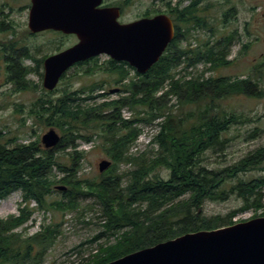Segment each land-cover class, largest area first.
I'll return each instance as SVG.
<instances>
[{"label": "trees", "instance_id": "16d2710c", "mask_svg": "<svg viewBox=\"0 0 264 264\" xmlns=\"http://www.w3.org/2000/svg\"><path fill=\"white\" fill-rule=\"evenodd\" d=\"M156 1L162 2L161 7L153 4L143 14L169 15L176 32L165 53L146 74H139L127 63L116 69L112 61L100 63L95 59L83 67L86 74L105 72L111 80L78 90L65 89L56 98L52 96L58 88L51 92L42 88L43 62L48 54L36 60L32 48L15 39L14 21L2 17L0 9V32L12 37L0 42V59L4 62L0 69H6V81L16 92L41 88L44 95L32 104L29 116L61 132L60 143L46 149L34 129L37 139L27 143L18 136L6 139L0 129V202L21 192L27 205L19 207L18 216L0 219V264H42L61 235V225H42L41 231L29 238L17 229L32 220L36 209L77 211L81 221L86 212L81 210L83 199L93 201L91 210L100 208L102 231L73 248L76 264H107L188 233L230 226L239 213L251 209L263 210L264 216V174L250 180L239 178L253 171L264 172V145L229 167L216 170L204 164L208 152L226 149L230 140L223 137L225 132L249 122L244 114L222 109L219 101L235 95L262 98L259 82L252 77L204 78L197 74L187 80V74L181 76L187 68L196 69L201 63H205L204 73L230 66L234 62L228 60L231 49L242 39L239 30L220 34L214 26L215 18L201 15V0ZM206 2L205 12L224 5L220 0ZM230 11L223 15L224 24L230 22ZM201 30L210 35L200 37ZM248 47L243 45L245 50ZM31 75H37L41 82L32 81ZM113 84H122V92L116 100H108L106 88ZM173 99L175 105H171ZM188 107L196 109L183 113ZM126 108L131 110L130 119L122 115ZM141 126L158 127L152 143L157 148L133 156L131 149L143 133ZM95 139L101 141L112 165L91 179L80 174L88 155L80 148L81 142L90 144ZM60 154L66 158L61 159ZM125 165L133 169L121 171ZM163 170L169 173L167 179L161 174ZM55 171L63 177L56 176ZM235 179L237 183L228 186ZM58 185L67 189L61 191V199L50 203ZM231 195L242 199L243 205L228 216L208 218L201 213L206 201H226ZM32 202H36V209L29 208ZM104 238L106 241L99 244ZM94 244L98 248L86 256V246Z\"/></svg>", "mask_w": 264, "mask_h": 264}, {"label": "rangeland", "instance_id": "374dc122", "mask_svg": "<svg viewBox=\"0 0 264 264\" xmlns=\"http://www.w3.org/2000/svg\"><path fill=\"white\" fill-rule=\"evenodd\" d=\"M176 2L177 0H173ZM224 3L222 6H217L206 12L207 18H215L214 26L218 28L220 34L229 33L236 28L241 34V41L236 42L232 49L231 55L228 60L234 62L227 67L220 68L218 70L209 71L205 77H232V78H248L252 77L258 81L260 87L264 92V0H220ZM136 8L130 11V16H134L138 12L137 8H140L141 14L153 4H156L157 8L162 5L161 1L156 0H135ZM208 2V1H207ZM206 2V3H207ZM30 3L29 0H0V9L5 10V14L11 16L10 20L14 21L16 29L17 40H23L25 46H29L33 50L40 46L41 56L45 54H52L59 49L71 47L76 42L73 37H59L53 34H41L38 36H30L26 31L28 30V13L24 11L26 6ZM8 4L11 8H8ZM234 7L232 15L229 17L230 21L225 26L223 21L224 12ZM246 29L250 34L246 33ZM200 37L207 38L209 33L205 30H201L198 33ZM8 35L0 32V42L11 39ZM248 45V49L245 50L243 45ZM0 67L4 65V62L0 59ZM106 58L103 57L101 62H105ZM30 64V63H28ZM86 68L72 70L68 75L60 82L58 86V92L52 96L56 98L61 95L65 89L78 90L84 85H91L95 82L102 83L106 80H111L109 75L105 72H96L93 75L86 74ZM6 69H0V129L4 131L6 139H12L16 136L20 137L22 143L34 141L37 139L36 135H33V129L37 131L41 137L50 130L49 127H44L35 118L29 116V110L32 104L40 97L44 95L40 89L36 91L16 92L13 85L7 83L5 76ZM30 79L35 83H40L41 80L37 75H31ZM43 84V80H42ZM116 87L115 84L106 88L107 93H111V89ZM43 88V87H42ZM119 95L106 96L108 100H116ZM102 98L100 99V101ZM91 103V102H89ZM176 104V99L172 100L171 105ZM219 105L222 109L228 112H236L244 114L249 122L238 126H232L229 131L224 133V138L229 139V143L223 152L210 151L205 156L204 164L211 169H222L232 166L238 163L242 158L247 156L250 152L256 150L260 146L264 145V94L262 98H254L246 95H235L219 101ZM178 109L177 107H175ZM175 109V111H176ZM196 109V107H188L182 110L183 113H187ZM123 116L125 119H130L132 113L130 109L123 110ZM143 129L142 135L139 137L136 144L131 149V154L137 156L140 153L150 151L152 148L157 147L152 143L157 133L158 127L155 126H141ZM57 130V129H56ZM255 131L257 135L252 138ZM61 135V132L57 130ZM81 150H85L88 155L83 161V169L81 171L82 177L96 178L101 173L99 171V163L102 160L109 159L106 157L105 151L101 145V141L95 139L93 143L87 144L81 142ZM61 159L66 158L64 154H60ZM110 160V159H109ZM127 169L132 170V165H125L121 167V171ZM56 176L62 178L63 175L58 171L54 173ZM164 178L169 177V173L166 170L161 172ZM264 172L253 171L243 175H240V179L250 180L258 178L263 175ZM58 178V179H60ZM237 183V179L228 183V186ZM61 186V185H58ZM62 198L61 191L56 190L52 194L49 201L50 203ZM22 200L21 192H15L11 194L6 200L0 202V219H7L14 215H19V207L24 208L27 205ZM81 210L86 211L81 217V221L78 220L79 213H62L57 211H43L37 210V204L31 203L30 209H36L32 220L17 229L18 233H22L24 238L34 236L40 232L42 225L60 224L61 235L57 238L56 244L52 247L42 264H76V255L72 253L75 246L86 240H91L94 236L102 231L100 227V208L95 207L94 210L89 207L93 205L92 200L83 199L80 201ZM243 205L242 199L237 195H231L226 201H206L201 209V213L208 218L214 216L226 217L231 211L240 208ZM263 210L255 211L253 209L239 213L234 219V223L245 222L253 218L264 217L261 216ZM112 242L114 239H110ZM106 238L102 239L99 244L104 243ZM98 248V244L92 246H86V256ZM71 253V254H69ZM85 256V257H86Z\"/></svg>", "mask_w": 264, "mask_h": 264}, {"label": "water", "instance_id": "95a60500", "mask_svg": "<svg viewBox=\"0 0 264 264\" xmlns=\"http://www.w3.org/2000/svg\"><path fill=\"white\" fill-rule=\"evenodd\" d=\"M31 34L46 31L76 35L78 43L44 60L43 88L54 91L75 64L107 55L146 74L162 57L175 36L166 14L127 24L118 22L117 9H99L102 0H31ZM115 91H112L114 93ZM61 135L50 128L41 137L46 149L56 147ZM112 165L99 163L100 173ZM66 187H57L65 191ZM107 264H264V217L208 231L188 233L145 248Z\"/></svg>", "mask_w": 264, "mask_h": 264}, {"label": "flooded vegetation", "instance_id": "af4514ba", "mask_svg": "<svg viewBox=\"0 0 264 264\" xmlns=\"http://www.w3.org/2000/svg\"><path fill=\"white\" fill-rule=\"evenodd\" d=\"M30 1V3L26 6V9L24 10V11H26L27 13H28V18H29V13H30V9H31V6H32V3H31V0H29ZM133 0H102V3H101V5L99 6V9H117V11L115 12L116 13V15H118V22L120 23V24H127V23H131V22H134V21H138V20H141V19H143V18H152V17H154V16H156V15H158V14H154L153 16H146V15H144V14H141V12H140V8H137L136 10H134V12L135 11H137L138 13L137 14H135L134 16H130V11L133 9V8H136V2H135V0H134V2H132ZM174 5V4H173ZM205 5H206V0H201L200 1V3H199V9H200V11H202V13H201V15L202 16H204L205 14H206V12H205ZM8 6V8H11V5L10 4H8L7 5ZM4 8V7H3ZM234 7H232V8H230V9H228L227 11H225L224 12V14L226 13V12H228L229 10H231L230 11V16L232 15V13H233V11H235V8L233 9ZM2 17L3 16H7L8 18H11V16L12 15H8V14H5V10L4 11H2ZM167 16H169V15H167ZM229 16V17H230ZM170 17V16H169ZM171 18V17H170ZM171 20L173 21V25H174V31L176 32V26H175V23H174V20L171 18ZM227 21V20H226ZM225 26L226 27H228V25H227V23H225ZM246 33H248V34H250V32H249V30L248 29H246V31H245ZM41 34H53V35H57V36H63V37H73L75 40H76V42L74 43V44H72V46L73 45H75V44H77L78 43V37L76 36V35H66V34H63V33H61V32H56V31H52V30H50V31H46V32H43V33H39V34H33V36H38V35H41ZM241 35V34H240ZM27 47H29V46H27ZM69 48V47H68ZM65 49H67V48H64V49H59V50H57L56 52H54V53H52V54H48V56H50V55H53V54H57V53H59V52H61V51H63V50H65ZM33 50V49H32ZM41 48H40V46L39 47H37V52L35 51V49L33 50V53H34V55H35V58H36V60H39V59H41L42 58V56H41ZM103 57H105L106 58V61H112V62H114V63H116L115 64V68L116 69H119L120 67H124V66H126L125 64L127 63V62H124V61H115V60H112L110 57H107V56H104V55H102V56H99V57H95V58H90V59H87V60H84V61H82V62H79V63H77V64H75L72 68H70L67 72H65V74L64 75H68V73L69 72H71L72 70H76V69H81V68H83L84 66H85V64H87L88 62H91V61H93V60H95V59H99L100 60V63H104V62H101V59L103 58ZM47 58V57H46ZM45 58V59H46ZM128 64V63H127ZM129 65V64H128ZM43 71H44V65H43ZM63 75V76H64ZM62 81V80H61ZM112 91H115L114 93H112V91H111V93H109L107 96H110V95H119L120 96V94H121V92H122V84H120V85H116V87H114L113 89H111ZM9 218V217H8ZM7 218V219H8ZM8 228L9 227H2V230H8ZM69 254H71V253H69ZM34 257L36 256V254L34 253V255H33ZM38 258L39 259H41L42 258V255L40 256V253H39V255H38Z\"/></svg>", "mask_w": 264, "mask_h": 264}, {"label": "built area", "instance_id": "2783aa9c", "mask_svg": "<svg viewBox=\"0 0 264 264\" xmlns=\"http://www.w3.org/2000/svg\"><path fill=\"white\" fill-rule=\"evenodd\" d=\"M193 69H191V71H192ZM192 77V76H191ZM191 77H188V79H190ZM178 78V77H177Z\"/></svg>", "mask_w": 264, "mask_h": 264}]
</instances>
